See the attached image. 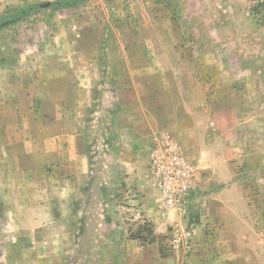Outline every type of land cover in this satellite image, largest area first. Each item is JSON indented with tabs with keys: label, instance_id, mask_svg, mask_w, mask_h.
Segmentation results:
<instances>
[{
	"label": "rangeland",
	"instance_id": "374dc122",
	"mask_svg": "<svg viewBox=\"0 0 264 264\" xmlns=\"http://www.w3.org/2000/svg\"><path fill=\"white\" fill-rule=\"evenodd\" d=\"M58 1L0 0V17L39 7L0 28V137H6L0 148L1 155L17 147L37 152L23 166L34 164L30 177L50 189L58 185L52 172L64 181L66 171L47 166V156L40 155L45 149L27 141L76 132L89 163L80 186L84 197L36 194L58 211L61 223L28 217L16 225L0 223V264H264V0H90L54 8ZM105 86L121 90V107L103 96ZM183 119L215 123L220 160H211L209 152L197 156L187 141L179 147L200 182L175 228L160 235L153 223L158 237L170 236L161 242L170 254L163 259L159 243L143 247L131 239L150 222L139 212L140 201L156 196L147 179L154 137L149 145L136 140L133 150L119 140L126 132L117 123L136 122L146 138L147 126ZM97 120L103 126L92 124ZM20 138L26 143H17ZM112 152L113 162L105 156ZM2 157L0 218L3 196L19 198L9 178L19 163ZM129 161L137 165L132 171ZM21 176L20 198L26 199L27 178ZM54 200L69 201L56 207ZM77 210L74 221L69 215ZM99 219L118 222L115 231L127 234L117 241L104 225L109 238L103 254H94L96 243L88 237V248L76 249ZM191 228L190 246L174 249L176 235Z\"/></svg>",
	"mask_w": 264,
	"mask_h": 264
},
{
	"label": "crops",
	"instance_id": "0c3cea01",
	"mask_svg": "<svg viewBox=\"0 0 264 264\" xmlns=\"http://www.w3.org/2000/svg\"><path fill=\"white\" fill-rule=\"evenodd\" d=\"M105 94L103 95L104 97H111L113 98V105L117 107H121L123 103V99L121 97V90L116 88V87H109L105 86ZM129 91V90H128ZM124 92V91H123ZM91 93V92H90ZM68 111H70L68 109ZM54 113H56V109H54ZM64 113H67V109H64ZM67 115L65 114V118ZM153 119H157L155 116H152ZM69 121L65 120L64 124H67ZM155 122V121H154ZM57 121H53L52 124H56ZM92 124H96L97 126H103V122L100 121H93ZM20 126H26L25 123L19 124ZM117 125L121 126L120 128H124V136H121L118 134V138L121 142L127 143V144H133L132 148L135 150V146L137 144V141H142L144 142L148 141V145L152 144L153 138L154 137V142H155V147L156 148L157 144L160 143L161 141H167V140H174L179 147L181 145L185 144V141L189 142L190 144H193V149L194 153L197 156H203L205 153L209 152L208 155H210V159L214 160L215 162H219L218 158V153L215 151V145L219 142L217 139V132L215 127V123L212 122L210 127L209 125L202 126L199 121L196 120H191L189 121L188 119H183V121L177 120L175 122L171 121V124L167 125H159V128H155L154 125L152 126H147L148 132H145L146 138H143L142 135L140 134V130L138 128L139 125H137L136 122L128 121L127 123H123L122 125L120 122L117 123ZM110 126H112V123H110ZM0 128L2 129V132H5V127L0 124ZM165 128V129H164ZM167 128V129H166ZM155 132H158L156 134ZM78 136L75 132H69L63 137H60L58 134H54L52 136H47L44 140H35L32 136H30V139L27 141L26 139L20 138L17 139L21 145L24 143L29 142L31 143H36V144H41L40 149L44 148L45 151L43 153H40L42 157L47 156V159L45 160L49 164L47 166H53V169H59L63 167L66 171L65 174V180L63 181L62 179H59L57 175H55L56 171H53L54 175V180L57 181L58 184L53 185L50 189L47 188L46 186L39 185V180L36 179L35 177L31 178V174L33 170V166H30V168H27L26 166H23V160L26 159L27 157L29 158H34L36 157L37 152H26L23 150H19V148H15L14 150H11L9 153L5 151V153L2 154V148H0V179L5 180L6 179V168L1 165V162L3 160L2 156H7L9 155L10 157L14 158L17 162L19 163V168L16 170V175L10 176L9 178H12L13 186H15L14 190L18 194L19 198L12 202L8 201L9 199L5 196H3L2 200L5 203L6 209L3 212V218H0V223L5 224V222L9 225L11 224H19V223H25V218L28 217V219L33 220V222H40L46 220L47 223H53V224H60L61 223V218L59 217L58 211L54 209L52 211L51 206L49 205L48 201L46 199L39 198V196L36 194H40L41 192L45 191L50 193V195H53V191L55 192H60V195L66 194L67 198L70 200L72 196H83V190L80 186H82V183L84 180L87 179L86 174H88L89 166H88V157L84 152H81V150H78L77 145H78ZM6 137L3 135L0 137V140L5 141ZM114 139V138H113ZM209 145V146H206ZM49 146V148H47ZM196 147V149H195ZM24 148V147H23ZM5 149V147H4ZM151 149V148H149ZM185 152V150H184ZM153 153V150H152ZM116 152L112 153H107L105 156L109 159L112 160V162L115 160V155ZM186 156L188 154L185 152ZM130 156V155H129ZM49 157V158H48ZM135 157V156H134ZM60 158V159H59ZM132 160V159H131ZM59 165V166H58ZM37 168H40V166L36 165ZM135 162L129 161V169L128 171H132L133 168H136ZM45 167V166H44ZM41 167V168H44ZM149 168V167H148ZM39 170V169H38ZM149 171V169H147ZM39 172V171H38ZM133 177L131 179L136 180V176L138 174L132 173ZM22 175V176H21ZM35 175V174H34ZM23 176H26V189L25 194H26V199H21L23 194V188L20 183H18V179ZM44 176H48L47 172H44ZM18 177V178H17ZM71 182V183H70ZM148 182V181H147ZM15 184V185H14ZM61 184V185H60ZM10 187V186H9ZM134 189H130L129 193H132ZM154 191V189H153ZM149 192H152V190H149ZM155 192V191H154ZM134 196V195H133ZM149 196V198L152 200L150 201H140V206H139V212L143 214V217L147 218L150 222L156 224L157 229L159 234H165L167 232L168 226H173L175 222H177L180 219L179 214H177L174 211L168 212L166 215L159 210L158 205L156 204L155 199ZM42 199V200H40ZM57 200V199H56ZM54 202H58L59 204H56V207L58 205L60 206H65L64 203H68V201H63L59 200ZM84 202V201H83ZM82 205V203H81ZM102 206V205H100ZM81 208V207H80ZM78 211V210H77ZM60 212V211H59ZM80 216V212H73L70 213L69 217H71L72 220L75 221V217ZM103 218V215L100 216ZM68 218V217H67ZM80 218V217H79ZM30 220V221H31ZM99 224L95 225L94 227L91 226V230L87 231L90 233H87L85 235H82L79 237V244L75 246V248H79L81 250L86 249L85 245V239L88 237L89 239H92L95 241V246L94 248L97 249V251L94 252L96 255L103 254L105 250V245L104 241L107 240L109 237L105 235V231L103 229L104 225L107 227V232H111L114 235H116L115 239L119 241V235L125 237L123 234H127V232L124 233H117L115 230L116 228L120 229L121 227H118V222H104L102 219L98 220ZM123 223H120L121 225ZM175 228V225H174ZM96 232V233H93ZM117 233V234H114ZM8 238H4L6 240ZM112 241V240H111ZM127 245L131 241L127 240ZM0 244H4V241L2 240V236H0ZM110 248H116V245L111 246ZM79 251V250H78ZM82 252V251H81ZM2 253V252H1ZM70 254V253H69Z\"/></svg>",
	"mask_w": 264,
	"mask_h": 264
},
{
	"label": "built area",
	"instance_id": "2783aa9c",
	"mask_svg": "<svg viewBox=\"0 0 264 264\" xmlns=\"http://www.w3.org/2000/svg\"><path fill=\"white\" fill-rule=\"evenodd\" d=\"M147 179L154 189L155 201L163 214L174 211L184 214L190 198L196 192L200 174L196 166L186 160L174 140L161 141L154 149ZM194 229L176 235L172 242L174 249L183 243L187 247L193 241Z\"/></svg>",
	"mask_w": 264,
	"mask_h": 264
},
{
	"label": "trees",
	"instance_id": "16d2710c",
	"mask_svg": "<svg viewBox=\"0 0 264 264\" xmlns=\"http://www.w3.org/2000/svg\"><path fill=\"white\" fill-rule=\"evenodd\" d=\"M90 0H60L56 3H54L52 6L54 8H60V9H68L73 8L75 6H78L80 4L86 3ZM39 7L35 4L27 6L22 13L18 15V17H14L12 15H3L0 17V28L6 27L12 24H16L18 21L27 18L33 11L37 10ZM196 220H199V217H196ZM169 235L159 236L157 235L155 231V227L153 223L145 222L142 227L139 228V230L135 233V235L131 236L132 240L138 241L141 243V245L147 246V245H154L156 243L160 244L159 253L163 259H166L170 256L167 246L161 244L162 241L169 240Z\"/></svg>",
	"mask_w": 264,
	"mask_h": 264
}]
</instances>
